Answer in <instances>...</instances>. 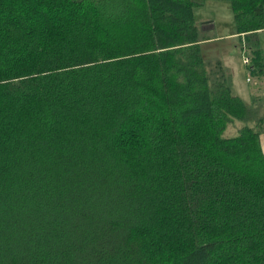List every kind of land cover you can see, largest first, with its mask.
<instances>
[{
	"label": "trees",
	"instance_id": "trees-1",
	"mask_svg": "<svg viewBox=\"0 0 264 264\" xmlns=\"http://www.w3.org/2000/svg\"><path fill=\"white\" fill-rule=\"evenodd\" d=\"M227 2L256 82L264 0ZM200 3L0 0V264H264V109Z\"/></svg>",
	"mask_w": 264,
	"mask_h": 264
},
{
	"label": "rangeland",
	"instance_id": "rangeland-1",
	"mask_svg": "<svg viewBox=\"0 0 264 264\" xmlns=\"http://www.w3.org/2000/svg\"><path fill=\"white\" fill-rule=\"evenodd\" d=\"M199 5L193 6L192 11L195 18V23L201 26L206 33H209L213 38L205 43V46L214 48L210 49V53L218 55L222 58L227 69L231 73L232 91L239 95L246 103L256 104L262 109L261 102L255 99H262V94L256 93L252 96L251 91H247L246 86L252 85L251 79L249 82L245 80V67L242 62V49L237 45V37L232 35V12L227 0H200ZM261 44L264 46V31L257 33ZM260 45V43H259ZM231 63L228 67V63ZM246 85V86H245ZM250 98V99H249ZM237 124L240 122L234 120L229 123L227 128L222 131L223 135H232L236 133ZM264 124V123H262Z\"/></svg>",
	"mask_w": 264,
	"mask_h": 264
},
{
	"label": "crops",
	"instance_id": "crops-1",
	"mask_svg": "<svg viewBox=\"0 0 264 264\" xmlns=\"http://www.w3.org/2000/svg\"><path fill=\"white\" fill-rule=\"evenodd\" d=\"M260 31H264V30H260ZM260 31H258V33L260 32ZM232 35H234V36H236L235 34H232ZM242 37V36H241ZM240 41H242V40H240ZM259 43H260V47H261V50H262V58H263V63H264V46L261 44V40H260V37H259ZM240 44H241V42H240ZM239 46V45H238ZM231 63L229 62L227 65H228V67H229V65H230ZM243 64V63H242ZM244 66V65H243ZM245 67V66H244ZM245 71H246V76H245V80L247 81V82H249L250 80H248V79H246L247 78V76H248V70L246 69V67H245ZM232 81V80H231ZM256 82H254V81H252V85L250 86V85H245L246 86V89H247V91H251V93H252V96H253V94H254V91L256 92V93H259L260 95L262 94V99L260 100V99H255V102L256 101H262L261 102V107H262V109H264V69H263V74H262V76L259 78V79H256L255 80ZM250 99V98H249ZM245 101V100H244ZM258 138H259V143H260V147H261V150H262V152H263V154H264V128H262L261 129V131L259 132V135H258Z\"/></svg>",
	"mask_w": 264,
	"mask_h": 264
},
{
	"label": "built area",
	"instance_id": "built-area-1",
	"mask_svg": "<svg viewBox=\"0 0 264 264\" xmlns=\"http://www.w3.org/2000/svg\"><path fill=\"white\" fill-rule=\"evenodd\" d=\"M247 61H248V57L244 53H242V62H243V64L247 63Z\"/></svg>",
	"mask_w": 264,
	"mask_h": 264
}]
</instances>
